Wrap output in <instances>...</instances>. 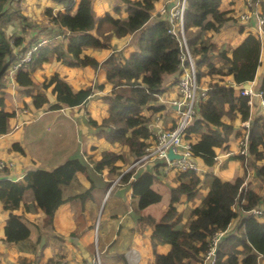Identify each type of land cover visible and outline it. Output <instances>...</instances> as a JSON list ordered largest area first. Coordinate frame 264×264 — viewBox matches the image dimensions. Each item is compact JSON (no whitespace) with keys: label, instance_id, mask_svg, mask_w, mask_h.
Here are the masks:
<instances>
[{"label":"trees","instance_id":"1","mask_svg":"<svg viewBox=\"0 0 264 264\" xmlns=\"http://www.w3.org/2000/svg\"><path fill=\"white\" fill-rule=\"evenodd\" d=\"M23 0H0V135L8 131L7 121L14 116L4 110L5 76L9 67L16 63L13 51L24 55L30 46L40 38L48 43L38 47L31 54L25 68L15 75L16 85L26 91L36 89L31 97L33 111L47 109L56 111L64 107L84 105L92 95L91 88L73 91L69 85L54 75L45 79L41 85L35 83L33 74L41 70L44 64L53 60L70 67H91L93 70H105V83L110 92L102 97L108 106V117L100 124L89 120L88 125L96 132L98 138L109 144H117L121 152L130 154L137 162L144 154L151 138L148 129L149 120L142 115L143 110L151 109L158 96L164 91V76L179 72L180 46L178 40L169 33V24L157 16L150 22V12L156 0H118L123 3L126 18H114L110 14L95 18L92 0H46L44 16L49 26L37 27L28 22L23 15ZM224 0H186L183 15V34L189 52L197 61L195 63L197 80L206 76H230L235 86L239 87L255 79L260 65L261 40L258 35L249 34L242 43L228 50H217L209 39H201L206 31L218 33L230 24H235L231 12L220 10ZM252 4L260 1L264 11V0H250ZM54 7H57L54 10ZM253 9V8H252ZM150 22V23H149ZM12 27L13 29H10ZM34 29L35 35L22 47L24 38L17 35V29ZM93 32V34H92ZM138 33L133 44L135 51L128 57H107L102 63L84 54L85 50L96 52L109 48L110 35L124 38ZM201 39V40H199ZM216 54L213 62L211 56ZM206 67L207 72L202 69ZM51 88L55 97L50 104L45 91ZM104 85L97 86L102 91ZM258 91L264 99V71L259 82ZM161 107L154 108L155 111ZM236 115L241 121L249 119L248 98L241 97L234 87L218 82H209L205 100L198 106L195 117L184 132L185 140L198 135L196 142L190 143L194 158L211 168L216 163L215 149L223 147L234 134L231 124ZM239 135V134H238ZM18 150L17 146H14ZM244 169H255V175L264 180V116L252 121L248 130V155L236 157ZM120 151H105L99 160H88L92 169L100 174L105 168L114 173L125 163ZM6 174V171H3ZM87 165L80 159H69L52 170L37 169L25 174L22 181L0 180V203L9 212L3 228L4 241L18 246L21 252H36V244L30 240V230L16 211L30 192L33 208L43 214L45 228L53 229L55 213L72 199L84 201L90 198L92 186L81 194L64 199L63 188L68 187L77 173L85 174ZM134 173V167L123 173L119 181L127 183ZM207 195L189 214L185 225L178 228L180 216L177 206L181 197L192 201L199 196L201 179L192 172L179 174V183L170 189V202L159 221L145 215L146 228L151 233V248L154 264H189L196 261L206 250L207 240L217 231H225L231 223L243 214L238 227L225 235L218 246V264H257L260 256L264 259V208L263 217L256 219L248 216L254 209L264 207V198L253 188H243L244 177L232 182L222 181L213 175ZM155 176L144 172L131 183L132 196L138 198V211H145L149 206L159 203L161 196L151 189ZM147 230V229H146ZM168 245L166 254H158V246ZM47 264H54L49 260Z\"/></svg>","mask_w":264,"mask_h":264},{"label":"crops","instance_id":"2","mask_svg":"<svg viewBox=\"0 0 264 264\" xmlns=\"http://www.w3.org/2000/svg\"><path fill=\"white\" fill-rule=\"evenodd\" d=\"M138 1V0H131ZM177 0H156L153 10L150 12V22L154 21L164 8H169ZM75 4L79 0H74ZM252 4L250 0H224L220 10L231 12L236 23L230 24L221 29L218 33L206 31L201 34V39H209L217 50H228L239 46L249 35H258L261 40L260 65L257 69L255 79L247 84L252 85L255 93L258 92L260 79L264 71V29L258 31L252 20L240 21L239 17L249 13L253 8L260 9V1ZM49 4L46 0H23L21 9L28 22L34 23L37 27L49 26L48 19L44 16V10ZM57 7H54V10ZM251 9V10H250ZM92 11L95 18L110 14L114 18H126L125 6L118 0H92ZM149 22V23H150ZM10 29H13L10 27ZM27 30V29H26ZM35 30L23 31L17 29V35L27 42L33 37ZM93 34V32H92ZM138 33L128 35L124 38H116L110 35L109 48L96 52L85 50L84 54L102 63L110 55L128 57L135 51L134 40ZM199 39V40H201ZM23 45V44H22ZM26 47V45L22 46ZM16 50L13 51V55ZM211 60H217L213 53ZM204 73L207 68L202 69ZM58 75L75 92L84 88H91L92 95L87 102L78 107H64L56 111L42 109L33 111L31 108V97L36 94V89L26 91L19 88L15 82V76L7 72L5 76L4 89V110L14 113L8 119V131L0 135V160L13 163V167L5 172H0V180L8 178L11 181L20 182L29 171L44 169L52 170L69 159H80L87 165L85 174L77 173L75 180L63 188L64 199L73 198L92 186L91 197L81 201L80 199L68 200L55 213L53 229L44 227L43 214L40 210L33 208L32 198L25 196L19 208L12 212L21 218L22 222L30 230V240L39 244L42 233H46L45 243L41 249L40 256L32 253L21 252L17 245L4 241L3 228L8 219L9 212L5 211L0 203V264H47L49 260L56 261L60 258L63 264H90L96 252L100 254L101 264H154V254L151 248L149 229L146 228L145 215L159 221L170 202V189L179 183V174L173 170L165 169L162 162L140 164L134 168V173L127 183L118 181L120 175L132 167L133 157L130 154L121 152L117 144H109L102 138L96 136V132L88 125L92 120L100 124L108 117V106L103 103L102 97L110 92V86L105 82V70L99 68L93 70L91 67L79 68L70 67L60 61L53 60L44 64L42 69L33 74L35 83L39 85L45 79ZM180 71L171 76H164L163 93L158 96L157 102L151 105V109H145L142 115L148 120V129L151 138L150 142L160 132L173 128L176 122V106L178 93L176 80ZM209 82L233 86L230 76H206L200 79V85L207 87ZM104 85L102 91L97 86ZM51 88L45 91L50 104H53L55 97ZM236 93L237 90H236ZM260 98L252 97L249 104V119L245 122L252 123L258 117L264 116L261 110ZM161 107L155 111L154 108ZM231 124L234 134L227 143L215 149L216 163L213 167H206L199 158L195 162L200 168L198 175L201 179L199 196L192 201L181 197L177 206L181 218L178 227L182 228L189 214L201 203L210 189L211 178L205 175H213L222 181L232 182L236 178L244 177L243 188L250 187L264 198V180L255 175V169H247L246 176L238 156V140L242 135L244 123L240 116L236 115L232 120L226 119ZM239 134V135H238ZM189 143L196 142L199 138L192 135ZM17 146L18 150L14 149ZM105 151H120L125 157V163L116 172L112 173L105 168L100 174L96 173L88 160H99L100 154ZM264 165V161L258 166ZM173 171V172H171ZM144 172H150L155 176L151 189L161 196V201L149 206L147 214L145 211L137 212L138 198L132 196L131 183ZM118 179V180H117ZM113 186L110 195L109 189ZM115 192V198L106 208L110 196ZM108 195V198H107ZM107 198V199H106ZM263 204L260 210L263 212ZM243 214L234 220L229 226L230 232L238 227ZM263 217H260V219ZM147 229V230H146ZM97 230V232H96ZM229 232V233H230ZM168 245L157 247L158 254H166ZM55 259V260H54ZM55 264V263H54ZM257 264H264L262 256L258 258Z\"/></svg>","mask_w":264,"mask_h":264},{"label":"built area","instance_id":"3","mask_svg":"<svg viewBox=\"0 0 264 264\" xmlns=\"http://www.w3.org/2000/svg\"><path fill=\"white\" fill-rule=\"evenodd\" d=\"M258 3V2H256ZM186 0H177L169 8H164L159 13L160 17L167 20L170 28L169 33L174 36L180 46V75L176 80V89L178 93V100L174 103L176 106V122L172 129L160 132L148 142V146L144 150V154L131 167H136L140 164L162 162L165 169L176 171L178 174L192 172L198 174L200 168L195 162V158L191 153L190 143L185 140L184 132L187 126L192 122L196 115L198 106L205 100L207 87H202L197 80L196 58L191 55L187 47L183 34V15L185 11ZM252 9V8H251ZM250 9V10H251ZM240 21L245 22L252 20L256 29L261 32L264 29V11L261 9H252L249 13L243 14L239 17ZM48 43L45 38L38 39L35 45L29 47L24 55L16 54V63L12 64L8 73L16 75L18 71L25 68L31 59V54L35 52L38 47L44 46ZM23 44V43H22ZM230 86V85H229ZM237 90V94L241 97L248 98V106L251 104V99L254 96L260 98L259 106L264 111V99L262 93L254 92L252 85H247L246 88L232 86ZM250 128L249 122L244 123L242 135L238 140V155L246 157L248 155V130ZM171 149L176 156H181L179 160L169 161L167 158V151ZM13 167L12 162L0 160V172L10 170ZM115 184L112 185V187ZM111 187V188H112ZM262 210L254 209L248 213L256 219L262 216ZM230 229L225 231H217L211 235L207 240L206 250L200 253L196 261L189 262V264H218L217 251L221 239L229 234ZM94 264H101L100 254L96 252V262Z\"/></svg>","mask_w":264,"mask_h":264},{"label":"water","instance_id":"4","mask_svg":"<svg viewBox=\"0 0 264 264\" xmlns=\"http://www.w3.org/2000/svg\"><path fill=\"white\" fill-rule=\"evenodd\" d=\"M195 61H197V59H196ZM167 158H168L169 161H172V160H175V159H176V160H179V159L181 158V156H176V155H174V154L172 153V150L169 149V150L167 151ZM46 236H47L46 233H42L41 238H40V241H39V244H38V246H37L36 256H40L41 249H42V247H43V245H44V243H45Z\"/></svg>","mask_w":264,"mask_h":264},{"label":"rangeland","instance_id":"5","mask_svg":"<svg viewBox=\"0 0 264 264\" xmlns=\"http://www.w3.org/2000/svg\"><path fill=\"white\" fill-rule=\"evenodd\" d=\"M28 30H30V29H27V30H25V31H28ZM24 45H27V42H25L24 41V43H23V45L22 46H24ZM118 58V57H117ZM135 163V162H134ZM134 163H132L131 165H133ZM135 168V167H134ZM171 172H173V171H171ZM176 172V171H175ZM177 173V172H176ZM122 175H120V177H121ZM120 177L118 178V179H120ZM117 179V180H118ZM119 181V180H118ZM112 189H113V187L111 188V189H109V194L108 195H110V193L112 192ZM28 195L29 196H31V193L29 192L28 193ZM108 195H107V198H108ZM116 196H115V192H113V194L110 196V199H109V201H108V203H107V206H106V208H108L109 207V204H110V202L112 201V200H114V198H115ZM106 198V199H107ZM138 211V210H137ZM145 213L147 214V210H145ZM178 227V226H177ZM178 228H180V227H178ZM96 232H97V230H96ZM56 261H54V263L55 264H63L62 263V261L60 260V258H57L56 257ZM55 260V259H54ZM94 262H96V255H95V257H94V259L93 260H91V262H90V264H94Z\"/></svg>","mask_w":264,"mask_h":264}]
</instances>
